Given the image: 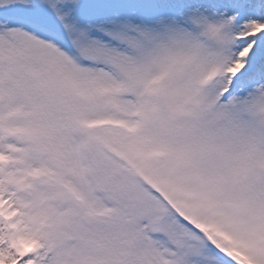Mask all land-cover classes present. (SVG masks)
<instances>
[{
    "label": "snow or ice",
    "instance_id": "snow-or-ice-1",
    "mask_svg": "<svg viewBox=\"0 0 264 264\" xmlns=\"http://www.w3.org/2000/svg\"><path fill=\"white\" fill-rule=\"evenodd\" d=\"M0 264H264V0H0Z\"/></svg>",
    "mask_w": 264,
    "mask_h": 264
}]
</instances>
